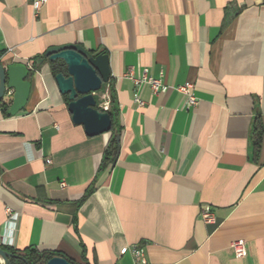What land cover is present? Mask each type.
Segmentation results:
<instances>
[{
  "label": "crops",
  "instance_id": "0c3cea01",
  "mask_svg": "<svg viewBox=\"0 0 264 264\" xmlns=\"http://www.w3.org/2000/svg\"><path fill=\"white\" fill-rule=\"evenodd\" d=\"M73 44L109 56L95 97L120 131L110 165L115 131L74 124L45 58ZM0 60L32 71L25 110L0 106L1 246L76 264H135L134 247L151 264H264V0H49L37 17L32 0H0Z\"/></svg>",
  "mask_w": 264,
  "mask_h": 264
},
{
  "label": "water",
  "instance_id": "95a60500",
  "mask_svg": "<svg viewBox=\"0 0 264 264\" xmlns=\"http://www.w3.org/2000/svg\"><path fill=\"white\" fill-rule=\"evenodd\" d=\"M45 58L52 63H63V71L55 75V81L60 93L68 96V110L74 124L83 126L89 137L109 133L113 128L112 117L97 108L95 97L103 85L110 82L109 56L94 55L82 46L73 44L50 48ZM43 61L38 60L37 64ZM31 77L32 71L28 65L15 63L5 66L0 60V106L7 108V115L16 116L25 110L32 88ZM8 96L11 97L9 102ZM117 142L120 143L119 136ZM16 257L0 245V264H11ZM46 264L71 263L63 257H54Z\"/></svg>",
  "mask_w": 264,
  "mask_h": 264
},
{
  "label": "built area",
  "instance_id": "2783aa9c",
  "mask_svg": "<svg viewBox=\"0 0 264 264\" xmlns=\"http://www.w3.org/2000/svg\"><path fill=\"white\" fill-rule=\"evenodd\" d=\"M48 1L49 0H32V7L35 17L40 14L42 8L48 3ZM129 77L133 79L137 88L141 87L142 85H149L154 94L165 93L168 91V87L163 83L161 79L147 77V75H144V77L141 79H135L131 75H129ZM175 89L187 98L188 108H195L199 104L198 99L193 93V84L186 83L184 85L176 87ZM135 101L137 102L139 107H143L145 105V103L141 101L139 97H136ZM103 107L107 108V103ZM66 186L67 184L65 181L61 182L62 188H66ZM201 216L203 221L207 224H212L215 222V216L210 207H204L202 209ZM231 247L234 250L236 257L244 258L247 256V247L244 241H235L232 243ZM132 254L135 264H151L146 258L144 249L140 247H134L132 249Z\"/></svg>",
  "mask_w": 264,
  "mask_h": 264
},
{
  "label": "trees",
  "instance_id": "16d2710c",
  "mask_svg": "<svg viewBox=\"0 0 264 264\" xmlns=\"http://www.w3.org/2000/svg\"><path fill=\"white\" fill-rule=\"evenodd\" d=\"M52 70L54 76L58 73L63 71V63L62 62H56L52 63ZM6 111V107H4ZM111 117L113 115L108 112ZM112 131H115V135L112 137L111 141L109 142L105 154H104V164L110 165L113 164L118 150H119V143L117 142L116 136L119 135L120 131L116 130V125H114V128ZM262 136H263V130L259 122L255 123L254 130H253V147H254V153H258L261 142H262ZM3 250H6L13 255L17 256L16 258H13L11 260V264H46L50 259L54 257H62L58 253H54L51 251H38L36 249H27L25 251H15L10 248L1 246ZM66 259V258H65ZM71 264H76L69 259H67Z\"/></svg>",
  "mask_w": 264,
  "mask_h": 264
}]
</instances>
